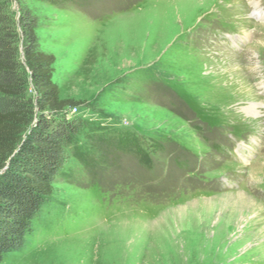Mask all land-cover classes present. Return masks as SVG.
I'll use <instances>...</instances> for the list:
<instances>
[{
  "label": "rangeland",
  "instance_id": "obj_1",
  "mask_svg": "<svg viewBox=\"0 0 264 264\" xmlns=\"http://www.w3.org/2000/svg\"><path fill=\"white\" fill-rule=\"evenodd\" d=\"M252 1L9 0L37 16L85 126L0 264H264V108L242 109L264 102ZM239 79L253 94L224 89Z\"/></svg>",
  "mask_w": 264,
  "mask_h": 264
},
{
  "label": "trees",
  "instance_id": "obj_2",
  "mask_svg": "<svg viewBox=\"0 0 264 264\" xmlns=\"http://www.w3.org/2000/svg\"><path fill=\"white\" fill-rule=\"evenodd\" d=\"M37 27L25 3L17 20L0 0V261L24 247L85 126L72 111L82 101L59 96L56 59L41 48Z\"/></svg>",
  "mask_w": 264,
  "mask_h": 264
},
{
  "label": "bare ground",
  "instance_id": "obj_3",
  "mask_svg": "<svg viewBox=\"0 0 264 264\" xmlns=\"http://www.w3.org/2000/svg\"><path fill=\"white\" fill-rule=\"evenodd\" d=\"M251 6H252V13L251 15L254 16V17H261L264 15V11L258 6V3L256 1H252L251 2ZM263 22V21H261ZM229 38L232 40V41H235V39L233 40L231 36H229ZM234 38H237V36H234ZM238 39H240L238 37ZM234 68V67H233ZM229 76V75H228ZM241 80H246V78H244L243 76V79ZM241 80H237L235 82H228V81H225L222 83V85L226 84L224 87V89H231V90H236V93L240 96H249V94H253V90L252 89H245L244 87H242L243 84H241ZM218 88V87H217ZM220 88V87H219ZM221 89V88H220ZM223 89V90H224ZM219 90V89H218ZM236 98H237V95H235ZM250 98V105L248 107H244L242 108L244 110V112H246L247 115H249V117L251 118L250 120H254L256 118H258L260 115L263 114L261 108L263 107L264 108V102L262 101H259L257 99H252ZM240 201L242 202V204H245V202L247 201L249 203V201L247 200V197H244V196H240ZM250 202H252V204H255L253 203V201L250 199ZM249 205H246V208L248 209ZM233 227V226H232ZM232 229V228H231Z\"/></svg>",
  "mask_w": 264,
  "mask_h": 264
}]
</instances>
